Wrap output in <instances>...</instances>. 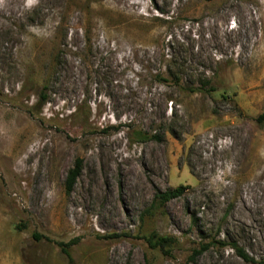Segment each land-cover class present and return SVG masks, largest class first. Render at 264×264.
Listing matches in <instances>:
<instances>
[{"label": "rangeland", "instance_id": "1", "mask_svg": "<svg viewBox=\"0 0 264 264\" xmlns=\"http://www.w3.org/2000/svg\"><path fill=\"white\" fill-rule=\"evenodd\" d=\"M261 114L264 0H0V264H264Z\"/></svg>", "mask_w": 264, "mask_h": 264}, {"label": "trees", "instance_id": "2", "mask_svg": "<svg viewBox=\"0 0 264 264\" xmlns=\"http://www.w3.org/2000/svg\"><path fill=\"white\" fill-rule=\"evenodd\" d=\"M171 78L173 79V81L176 83V85H180L179 82V78L177 77V75H171ZM159 79L162 81H168V78H166L165 76H159ZM210 83L209 80L205 81V84L202 88H204L207 92V94H212V93H216L217 90L215 88H209L206 89L205 86L208 85ZM183 85V84H182ZM189 89V88H188ZM190 92H198V91H202L201 88H190ZM221 97L223 99H232L234 100L233 97L229 96L227 93H223L221 94ZM40 104H45L46 103V97H45V93H42V96L40 98L39 101ZM257 123L259 125H264V114H261L260 116L257 117L256 119ZM136 135H140L141 137H148L147 134L142 133V132H136ZM82 167H83V162L81 159H77L75 162V166L73 169L70 170L67 180H66V190L68 193H70L74 187V185L76 184L81 172H82ZM183 187H179L175 190H170V191H166V192H159L154 196L153 199V205H155L157 202H162V203H167L173 199H176L178 197H180L183 194ZM149 244L153 247V248H164L166 246H169V244L171 243V240L168 239L167 237H160L156 234H153L151 236H149L148 238ZM230 246L236 251V253L246 262H251V258L246 254V252L244 251V249H242L241 247L238 246V244H230ZM208 249L207 246H202V248L199 251H196L197 255H201L204 251H206ZM62 251L64 253H66L67 255H69V252L63 248Z\"/></svg>", "mask_w": 264, "mask_h": 264}, {"label": "bare ground", "instance_id": "3", "mask_svg": "<svg viewBox=\"0 0 264 264\" xmlns=\"http://www.w3.org/2000/svg\"><path fill=\"white\" fill-rule=\"evenodd\" d=\"M21 2V1H20ZM13 3V2H12ZM18 5V4H17ZM15 6V5H14ZM18 7H19V5H18ZM18 10V9H17Z\"/></svg>", "mask_w": 264, "mask_h": 264}]
</instances>
